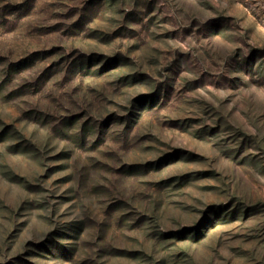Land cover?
Returning <instances> with one entry per match:
<instances>
[{"label": "rangeland", "instance_id": "obj_1", "mask_svg": "<svg viewBox=\"0 0 264 264\" xmlns=\"http://www.w3.org/2000/svg\"><path fill=\"white\" fill-rule=\"evenodd\" d=\"M0 264H264V0H0Z\"/></svg>", "mask_w": 264, "mask_h": 264}]
</instances>
